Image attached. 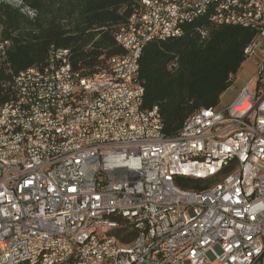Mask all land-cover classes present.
Wrapping results in <instances>:
<instances>
[{
  "label": "built area",
  "instance_id": "1",
  "mask_svg": "<svg viewBox=\"0 0 264 264\" xmlns=\"http://www.w3.org/2000/svg\"><path fill=\"white\" fill-rule=\"evenodd\" d=\"M202 16L256 32L244 49L254 72L224 108L199 109L167 137L158 106L144 107L140 59ZM114 32L124 51L103 69L53 49L0 103V264H257L264 0H139ZM178 177L217 181L192 189Z\"/></svg>",
  "mask_w": 264,
  "mask_h": 264
},
{
  "label": "trees",
  "instance_id": "2",
  "mask_svg": "<svg viewBox=\"0 0 264 264\" xmlns=\"http://www.w3.org/2000/svg\"><path fill=\"white\" fill-rule=\"evenodd\" d=\"M20 1L0 0V42H9L0 56V103L13 97L14 78L27 68L45 67L53 49H68L78 70L103 69L109 57L124 51L114 31L139 7V0ZM255 37L252 29L216 25L202 16L188 23L182 36L146 44L140 59L144 107L158 106L167 137L176 135L194 112L220 104ZM176 183L200 189L213 182L178 177Z\"/></svg>",
  "mask_w": 264,
  "mask_h": 264
},
{
  "label": "rangeland",
  "instance_id": "3",
  "mask_svg": "<svg viewBox=\"0 0 264 264\" xmlns=\"http://www.w3.org/2000/svg\"><path fill=\"white\" fill-rule=\"evenodd\" d=\"M5 1H9L12 2L14 4L20 5L21 1L20 0H5ZM244 77H245V81L247 82L248 79H250L252 77V74H250L249 72H247L246 70L243 71ZM244 80H240L237 83H245ZM237 83H234L233 85H231V87L225 92L223 98L221 99L220 104L217 106L220 109L224 108L226 105L229 104V102L233 101L235 99V97H237V92L239 90V85H237ZM210 181L215 182V179H211ZM117 233V232H116ZM184 264H190L189 261H186Z\"/></svg>",
  "mask_w": 264,
  "mask_h": 264
},
{
  "label": "crops",
  "instance_id": "4",
  "mask_svg": "<svg viewBox=\"0 0 264 264\" xmlns=\"http://www.w3.org/2000/svg\"><path fill=\"white\" fill-rule=\"evenodd\" d=\"M254 68H255V64H254V62L253 61H250V60H248V61H245V63L243 64V66H242V68H240L241 70L239 71V73L237 74V76L235 77V79H234V82H233V84L234 83H237L238 81H240V80H244L245 79V77H244V74H243V71H247V72H249L250 74H252L253 75V72H254ZM249 80V79H248ZM245 81V80H244ZM246 82V81H245ZM232 84V85H233ZM237 85H239V90H238V92H237V95L239 94V92H240V90H241V88L245 85V83L243 82V83H237ZM225 94V93H224ZM224 94L222 95V98H223V96H224ZM236 95V96H237ZM221 98V99H222ZM236 98V97H235ZM232 102V101H231ZM230 103V102H229ZM257 264H264V254H263V256L259 259V261L257 262Z\"/></svg>",
  "mask_w": 264,
  "mask_h": 264
}]
</instances>
